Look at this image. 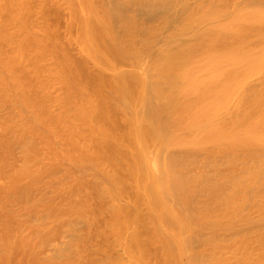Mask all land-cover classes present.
<instances>
[{
    "label": "bare ground",
    "instance_id": "6f19581e",
    "mask_svg": "<svg viewBox=\"0 0 264 264\" xmlns=\"http://www.w3.org/2000/svg\"><path fill=\"white\" fill-rule=\"evenodd\" d=\"M10 263L264 264V0H0Z\"/></svg>",
    "mask_w": 264,
    "mask_h": 264
},
{
    "label": "rangeland",
    "instance_id": "374dc122",
    "mask_svg": "<svg viewBox=\"0 0 264 264\" xmlns=\"http://www.w3.org/2000/svg\"><path fill=\"white\" fill-rule=\"evenodd\" d=\"M142 18H145L144 16H141ZM62 19V18H61ZM61 19H60V22H61ZM62 23V22H61ZM78 57V56H77ZM121 124H119L118 126H120ZM123 127V126H122ZM121 126H120V128H122ZM91 203L94 205L95 204V201L94 200H91ZM123 205H125L126 203L125 202H123L122 203ZM106 218H108L109 219V217H107V215H106ZM105 219V218H104ZM107 219V220H108ZM106 220V219H105ZM100 241V237H97V242H99ZM10 264H14V263H10Z\"/></svg>",
    "mask_w": 264,
    "mask_h": 264
}]
</instances>
